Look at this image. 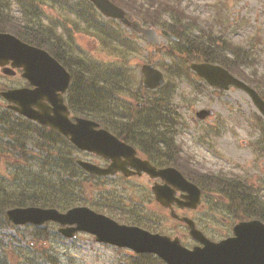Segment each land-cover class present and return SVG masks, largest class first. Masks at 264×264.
Returning a JSON list of instances; mask_svg holds the SVG:
<instances>
[{
    "label": "trees",
    "instance_id": "1",
    "mask_svg": "<svg viewBox=\"0 0 264 264\" xmlns=\"http://www.w3.org/2000/svg\"><path fill=\"white\" fill-rule=\"evenodd\" d=\"M49 1L50 7L69 5L70 12L83 22V30L94 35L103 49L115 54L117 63L99 59L100 62L93 64L86 56L72 50L61 34L43 23L44 0H18V15L11 9L9 0H0V31L11 32L29 43L46 48L71 72L72 62L89 60L87 62L91 63V69L79 76L72 72L71 109L99 122L119 138L139 148L150 160L173 164L188 178L195 180L185 171V159L171 130L177 119L170 101L161 93L162 88L159 93L150 94L145 90L141 93L140 83L125 66L128 63L127 55L134 51L127 33L117 27L121 26L120 23L104 18L89 0ZM111 1L124 8L128 17L135 15L144 25H158L175 35L177 39L170 40L171 46L167 51L171 56L178 59L183 57L186 63L206 61L220 64L256 88L264 98V66L260 60L264 51L263 37L258 30L240 42L230 39V28L234 21L231 22L230 14L228 16L231 12L227 6L228 0H215L211 4L213 17L209 16L207 20L211 22L207 28L200 29L196 24L197 18L187 13L180 0ZM189 19L193 22H189ZM168 70L169 73L182 72L177 76H191L187 64ZM137 101L141 102V106L136 105ZM257 126L264 139V122L257 123ZM78 152L57 131L16 116L7 108L0 111V153L5 157L4 171L0 168V225L14 228L15 233L24 239L27 252L19 250L25 264L57 261L58 257L50 254L45 246L53 239L62 242L67 239L57 230L48 229L51 222L43 226L13 225L5 214L8 208L36 205L66 210L75 205H89L99 211L100 207H104L98 201H91V195L100 190L103 181L88 175L76 164ZM206 176L209 177L205 181L207 185L225 198L220 202L245 206L243 215L254 214L264 221L262 209L250 208L264 206V201L258 198L253 187L238 178L218 174L208 176L202 173V180ZM133 223L157 231L149 225ZM4 238V235H0V264H12L13 257L5 248ZM9 239L12 242L15 236L10 235ZM10 249L14 250L11 246ZM121 264L166 263L153 254L141 253L128 256Z\"/></svg>",
    "mask_w": 264,
    "mask_h": 264
},
{
    "label": "rangeland",
    "instance_id": "2",
    "mask_svg": "<svg viewBox=\"0 0 264 264\" xmlns=\"http://www.w3.org/2000/svg\"><path fill=\"white\" fill-rule=\"evenodd\" d=\"M9 1L11 9L15 15H18V0ZM66 1L75 2L78 0ZM214 1L180 0V3H182L187 13L197 18L196 24H198L200 29L201 27L207 28V25L211 22L207 20L213 14L211 4ZM44 2L45 7H42V9H45L43 12V20L45 22L59 23L61 27L65 28L61 23L69 20L71 24L77 26L75 30L68 33L69 39L64 36L69 42H73L71 44L72 50L86 56L91 62H100L99 59H102L117 63L116 55L103 49L94 35L84 31L81 25L82 22L76 19L74 14H69V12L65 11L66 9L59 7L57 4L50 7L51 2L49 0H44ZM227 6L228 9L231 8L228 16L230 14L231 22L232 20L234 21V25L230 28V39L240 42L259 30L264 40V0H228ZM133 17L138 18L135 15ZM189 22L192 23L193 21L189 19ZM155 26L159 32L160 26ZM117 27L123 30L122 32L127 33L133 43L132 51L134 53L130 52L127 55L126 60H128V63L125 66L130 69V72L137 80L140 79V65L144 62L154 63L165 73L167 85L162 89L161 93L168 94L171 105L175 108L176 116L180 122L176 125L175 141L177 142L176 144H179L181 154L185 159L183 160L185 170L199 179L202 171L238 176L245 183L256 187V191L261 196V198L259 196L258 198L264 201V142L261 140L259 129L256 125L257 122L261 123L264 119L256 111L247 94L242 90L233 88L228 91H219L209 86L206 87L192 75L194 83L199 84V88H194V85L191 86L188 82L192 80L191 77L185 74L177 76L182 73L180 71L169 73L168 69L170 67H184L188 63L184 61L183 57L178 59L167 53L169 45L171 46L168 38L161 36L160 43L155 48L154 45L146 42L137 33L127 30L123 26ZM154 48L156 50L155 54L150 55V51ZM163 48L164 51L162 50ZM260 60L264 66V51L261 52ZM14 82L19 84L22 80L19 77H6L0 72V89L11 86ZM130 99L134 101L133 98ZM199 108H212L214 114L204 120L197 119L194 121L195 111ZM4 109H6V103L0 97V111ZM76 157L98 160L95 156L85 152L76 153ZM3 160H5V157L0 153V168L2 171H4L2 168ZM122 184L119 181H103L100 190L97 193L93 192L91 201L93 203L98 201L104 206H99L101 208L100 212L119 221H135L149 225L157 231L172 236L176 235L188 246L195 243L187 234L185 226L170 218L168 213L164 222L156 224L137 217L123 216L118 209L109 208L113 203L129 206V202L124 201L126 197L129 200L138 198L132 193L134 182L128 181ZM203 187L206 192L200 206L196 210L189 212L177 210V212L179 214L187 213L197 221V225L203 229L207 236L217 239L223 235L220 232L224 230L225 233L228 232V222L235 221L236 217L226 208L221 207L220 203L218 204L219 200L222 199L219 198V195L208 192V189L211 190L210 186H208V189L207 185H203ZM250 208L257 210V207L250 206ZM233 210L236 211V209ZM244 210L245 207L240 212L241 215ZM262 211L264 210L262 209ZM235 213H238V211ZM224 216L230 220L224 222ZM243 216L256 215L244 214ZM48 229L54 231L57 230V226L51 223L48 224ZM15 234L14 228L0 225V235L5 236L3 240L4 244H6L5 248L9 251V255L13 257L11 263L25 264L24 258H20L21 251L19 249L24 250L23 252L26 253V244L24 239ZM21 234H24V232ZM10 235L15 236L12 242H9ZM9 245L14 250H11ZM45 248L50 254L58 257L57 261L49 262L48 264H121L125 258L134 254L128 249L98 243L92 235L87 233H78L75 238L67 239L64 242L53 239L51 242H47Z\"/></svg>",
    "mask_w": 264,
    "mask_h": 264
},
{
    "label": "water",
    "instance_id": "3",
    "mask_svg": "<svg viewBox=\"0 0 264 264\" xmlns=\"http://www.w3.org/2000/svg\"><path fill=\"white\" fill-rule=\"evenodd\" d=\"M105 16L115 18L127 26L141 31L145 38L154 44L159 42L158 32L153 27H143L137 19L129 20L125 10L110 0H90ZM161 34L174 38L165 30ZM10 62L11 67L5 66ZM0 66L6 74L13 67H21L22 75L31 85L30 88H13L0 92L10 102L9 108L23 116L49 125L57 129L79 149L86 150L111 160L106 167L78 159L77 162L90 173L112 175L118 170L125 174L129 164L120 160H146L136 156V150L120 140L107 129L100 127L94 120L75 117L71 121L63 98L56 91H64L69 83L70 75L65 68L46 50L30 45L15 35L0 31ZM197 75L210 85L229 89L231 86L244 91L255 108L264 117V100L258 92L246 82L231 74L219 64L210 62H191L189 65ZM142 84L147 89H156L164 83L163 73L151 63L141 66ZM44 99L51 103L48 106ZM210 109H200L196 114L204 118L212 114ZM131 163V162H129ZM154 176L167 177L177 187L187 191L182 199L165 193V185L153 187L156 199L165 206L176 202L181 208H195L199 203V188L186 180L174 167L156 170L150 167ZM173 218L185 222L189 234L201 245L191 248L181 244L177 236L153 233L137 225L118 223L114 219L98 213L88 206H73L65 211L54 207L16 206L7 209L9 221L15 225L27 223L43 225L47 221L58 223L59 232L66 238H72L77 232L93 234L100 243L111 244L120 248L126 247L135 253H153L166 264H264V223L257 220L240 221L233 230L234 236L220 241H212L195 227L193 220L186 216H178L173 209Z\"/></svg>",
    "mask_w": 264,
    "mask_h": 264
},
{
    "label": "flooded vegetation",
    "instance_id": "4",
    "mask_svg": "<svg viewBox=\"0 0 264 264\" xmlns=\"http://www.w3.org/2000/svg\"><path fill=\"white\" fill-rule=\"evenodd\" d=\"M60 30H62V27H60ZM7 67H11L10 63L7 64ZM9 71L11 72V74H9V75L4 74L2 72V68L0 67V72L2 75L9 77V78L19 77L22 80V82L19 84L14 82L11 86H7L8 88L32 87L30 85L29 81L27 80V78L22 75L23 70L21 68L13 67ZM73 71H75L77 73L83 72L82 70H73ZM62 95H63V100L67 105L68 104L67 98H66L67 90ZM67 108L69 110L68 105H67ZM68 116L71 119H73L75 114L73 111L69 110ZM193 120H194V118H193ZM137 155L139 157H141L142 159H146V157L144 155H142L138 150H137ZM95 157L98 160H87V161H92V162H94L98 165H101V166H106L110 163V160H108V159H105V158H102L99 156H95ZM120 161L126 162L127 164H129L128 169L133 170L135 173L131 174V175H125L122 171H118L114 175L90 174L93 176V178H100L102 180H119L121 184L124 182H128V181L134 182L135 185H134V188H132V193L134 196H136L138 198H136L135 200L134 199L129 200L126 197L124 201H128L130 204L129 206H121L119 204L113 203L110 205L109 208L118 209L119 212H122L123 216H127V217L132 216L133 218L137 217L141 220L145 219L149 222L156 223V224H158L160 222H164L166 219L167 213L169 214V207L163 206L162 204H160L159 201H157L156 194H155L153 187L155 185H165L166 186V188H165L166 192L165 193L171 195V193L173 191V196L180 198V199L183 197V195L187 194L186 190L177 187V185L175 183H172L171 181H169L168 180L169 177H167V180L162 179L159 176L152 175L153 173H151L149 171L150 165L154 166L155 168H164L168 164H166L164 162L157 161V160H120ZM129 162H131V163H129ZM185 171L188 174H191L187 170H185ZM205 172H207V171H205ZM87 174L89 175V173H87ZM184 175L187 177V175L185 173H184ZM191 175L194 177L195 180H192L188 177L187 178L199 186V188L201 189V196L200 197L202 200L203 196L205 195L204 193L206 191H205L204 187L202 186V184L198 180H196L195 176L193 174H191ZM208 178L209 177L206 176L203 178V180L207 181ZM216 194H218V193H216ZM259 194L260 193L258 192V196H259ZM143 198H145V199H143ZM172 206L174 207L175 210H181V211H185V212H189V211L193 210V209L187 208V207L181 208L176 203H173ZM220 206L226 208L230 213H232V215L234 217H236V220L230 223V222H228L230 219H227V218H225L226 216H224L223 221L228 222V224H229L228 229L229 230L226 233H225V230L220 232L223 235H221V236H219V238L213 239V240L218 241V240H221V239H224L226 237L231 236L233 234V228H234L235 224H237L239 221L248 220V219L258 217V216H250V217H247V219H245V216H243V213H242V215L240 214V212L242 211V209L245 206H238V205H234V204H225L224 201L220 204ZM257 208L264 210L263 206H258ZM233 209H236V211H238V213H235L236 211H234ZM179 215H188V214L184 213V214H179ZM234 217H233V219H234ZM261 221L264 222L263 220H261ZM199 229H201V228H199ZM202 232H204V231L202 230Z\"/></svg>",
    "mask_w": 264,
    "mask_h": 264
}]
</instances>
